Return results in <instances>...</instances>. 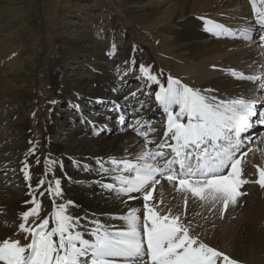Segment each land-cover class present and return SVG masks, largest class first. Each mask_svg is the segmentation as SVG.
<instances>
[{
	"label": "snow or ice",
	"instance_id": "1",
	"mask_svg": "<svg viewBox=\"0 0 264 264\" xmlns=\"http://www.w3.org/2000/svg\"><path fill=\"white\" fill-rule=\"evenodd\" d=\"M249 3L253 19L244 26L232 28L207 20L205 30L217 38L241 39L249 44L256 43L258 37L260 46L264 47V0H249ZM112 47L114 54L115 45ZM131 64L135 65L136 61L133 59ZM138 71L136 78L142 81V86L124 100L136 98L138 92L148 98L139 102L140 108L132 109L139 116L144 104L151 103L154 97L157 109L165 117L162 136L157 142L152 134L158 130L152 128L151 121L142 116L129 121L120 111L122 106L113 102V110L118 113L117 124L122 130L131 129L143 143L135 154L125 150L124 156L95 159L99 179L94 184L117 198L127 197L121 200L127 212L108 216L109 220L121 223L75 215L70 210L75 206L71 199L57 203L58 198L64 197L61 178L47 177L54 166L63 165L46 158L44 178L35 187L28 184L31 199L24 204L34 207L18 211L14 221L17 227L14 235L22 239H0V264H239L204 242L186 219V211L174 213L154 193L165 180L183 195L185 206L193 198L202 202V206H209L210 211L219 207L223 218L230 207H236L240 198L247 195L241 190L244 185L256 183L264 189V167L255 165L256 179L247 178L246 157L253 148L242 151L254 137L246 134L264 126V63L251 74L235 68L220 69L256 86L248 89L247 95L242 91L235 96L211 87H192L171 75L165 81L163 70L154 73L152 65L141 63ZM94 134L100 133L94 130ZM29 143L32 147L26 155L35 156L38 141ZM22 163L24 180L30 181L29 165ZM83 168L92 170L90 165ZM45 193L51 199V211L41 217L40 197ZM132 200H142V208L128 207ZM5 226H9L7 221Z\"/></svg>",
	"mask_w": 264,
	"mask_h": 264
},
{
	"label": "rangeland",
	"instance_id": "2",
	"mask_svg": "<svg viewBox=\"0 0 264 264\" xmlns=\"http://www.w3.org/2000/svg\"><path fill=\"white\" fill-rule=\"evenodd\" d=\"M175 1L0 0V200L5 197L20 200L30 190L29 183L35 187L37 181L44 178L46 158L61 161L66 156V164H62L65 169H72L83 176L94 173L93 176L85 175L78 182H87V187L93 188L91 180L97 176L96 168L85 171L82 163H77L76 167H66L69 159L76 155L66 147L74 149L67 143L70 141L67 137L71 134L75 138L94 136L89 124L95 119L93 115L96 114L92 112L100 113L101 108L92 107L97 104L86 107L83 104L81 109L86 108L87 116L93 118L89 124L83 123L86 124L85 128L88 127V132H83V128L81 132L73 133L77 126H81L73 106L83 102L73 89L95 87L97 75L108 70L111 76L118 78L120 86L117 89L121 93L131 94L142 86L136 78L141 63L152 65L154 73L163 70V73L176 77L174 68L190 64L188 52L181 51L170 39L178 22L175 20L162 27L153 22L156 17L154 12L149 15L154 4H163L159 11L164 13L165 8ZM138 44L153 45L157 48L158 56L167 61L169 67L158 68L149 48L144 45L138 49ZM133 59L135 65L131 64ZM61 87L69 90L63 92ZM119 91H111V94H118ZM67 95L72 99L65 97ZM107 97L109 101L110 96ZM153 103H148L151 110ZM102 107L106 109L107 105ZM78 115L82 117L81 113ZM45 121L49 128L45 126ZM44 128L48 131H44ZM29 141H38L34 160L37 162L39 158L40 162L36 166L30 164V154L26 155L32 147ZM85 148L75 151L83 153ZM93 158L96 157L86 156V159ZM22 162L38 170L30 173V181L24 180ZM54 172L55 168L47 179L55 176ZM101 194L104 195L98 190L97 195ZM64 200H68L66 192L63 200L58 198L57 203ZM41 210L45 212L41 217L49 213L42 205ZM16 228H13V232ZM13 235L12 238L22 239ZM256 261L264 264V258Z\"/></svg>",
	"mask_w": 264,
	"mask_h": 264
},
{
	"label": "bare ground",
	"instance_id": "3",
	"mask_svg": "<svg viewBox=\"0 0 264 264\" xmlns=\"http://www.w3.org/2000/svg\"><path fill=\"white\" fill-rule=\"evenodd\" d=\"M162 5L154 4V8L150 9L149 15H153L152 12H154L156 17H154L153 22L162 27L176 20L178 24L175 25L176 28L173 30L170 39L181 51H186L190 55L187 58L190 64L174 68L175 73H177L174 78L179 77L183 83L192 87L201 89L211 87L221 93H227L229 96L238 95L242 91L247 95V90L251 89L248 81L235 79L220 71V69L235 68L238 71L251 74L256 66L260 64V61L264 63V54L263 57L261 56L264 53V47L260 46L261 42L258 37L255 38L256 43L252 44L230 37L217 38L207 32L205 27L207 20L232 28L244 26L246 21L253 19L249 0H177L168 8H165L164 13H160L159 9ZM144 45L149 48L152 56L157 61L158 68L169 67L168 62L158 56L157 48L150 44ZM144 45L138 44V49L143 48ZM254 61L255 64H253ZM249 65H253V67L249 68ZM163 74H165L163 79L166 81L168 74ZM94 80L95 87L82 88L81 86L75 87L76 89L73 90L82 97L84 104L103 103V105H107L106 109L102 107L101 112L94 115L95 119L90 124L93 129L92 133L94 134L95 130L99 131L100 134H94L90 137L88 135L89 138H86V136L75 138L73 134L67 137L70 140L67 143L74 146V149L72 150L69 147H66V149H69L70 153L76 154L74 158L69 159L68 164L70 166L78 162L82 165H90L91 168H97L95 163L97 157L124 156L125 150L129 154H135L143 143L142 139L131 129L122 130L121 126L117 124L118 113L113 110V102L122 106L120 111L127 118L135 115L132 109L138 108V102L147 101L148 98L143 93L141 95L137 93L136 98L130 97L126 101L124 97L130 96V94H111V91H119L117 88H119L120 83L118 78L111 76L108 70H105L102 75H97ZM152 87L156 88L155 85ZM67 90L69 88L61 87V91L67 92ZM107 95L110 96L109 101H107ZM152 107H154L153 111H159L155 102ZM142 117L145 119L146 115L143 114ZM158 121L160 122L161 119ZM162 123L156 124L155 129L158 131L152 134L157 142H159V138L163 133ZM44 124L47 126V121ZM77 124L75 123V125ZM86 124L81 122V126H77L79 129H74L73 133L81 132L80 129L85 128ZM102 129L103 131H101ZM44 131H48V129L44 128ZM82 131L88 132V127ZM261 133H264V130L260 129L258 133L254 130L250 131L248 135L254 134L253 140L242 150L247 151L248 147L253 148V151L246 157L247 163L245 164V176L250 180L256 179L255 165L264 167V136L258 137ZM85 146V152L75 151V149H84ZM42 150L40 151L42 152ZM86 154L94 155L96 158L86 159V156H88ZM65 157L60 162H64ZM29 160L31 165L33 163L34 166L38 165L31 154ZM31 165L28 167L30 173L38 171ZM54 168L55 176L60 177L62 181L66 180L62 184V188L68 199L75 202V206L70 209L73 214L81 217L86 216L89 220L95 217L111 224L119 225L121 223L118 220H109L108 216L109 214L126 213L128 208L121 203V200L127 199V197L117 198L114 194L103 192L99 185L94 184L99 179L98 176L91 180L92 189L87 187V182L78 184L85 178V175L93 176L94 173L83 176L79 175L80 173L76 174L77 172L75 173L72 169L66 170L56 166ZM106 182L110 181L106 180ZM98 190L103 192L104 195H97ZM241 190L246 192L247 195L240 198L236 207H230L223 218H220L219 207L210 211L209 206H202V202L192 198H189L185 206L183 195L176 192L175 188L165 180H162L161 184L157 186L154 196L158 199L162 197L163 206L171 208L174 213L183 214L186 211V219L192 222L195 233L199 234L201 239L210 246L224 252L230 258L236 259L239 264H262L257 262L256 259L264 258V189L256 183H248ZM29 191L17 201L6 197L0 200V209L5 210H0V239L11 237L17 231L16 228L13 232V228L16 227L14 221L17 219L18 211L29 210V208L34 207V205L24 204V201L31 199ZM49 199V196L45 193L40 200L47 213L51 211ZM131 206L142 208V200L129 201L128 207ZM44 213L42 210L40 211V215ZM205 216H207V219H205ZM5 221L8 222L9 226H5ZM210 234H213V236H210Z\"/></svg>",
	"mask_w": 264,
	"mask_h": 264
}]
</instances>
